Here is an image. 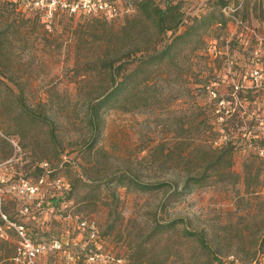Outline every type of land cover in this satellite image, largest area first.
Returning <instances> with one entry per match:
<instances>
[{
    "label": "rangeland",
    "instance_id": "obj_1",
    "mask_svg": "<svg viewBox=\"0 0 264 264\" xmlns=\"http://www.w3.org/2000/svg\"><path fill=\"white\" fill-rule=\"evenodd\" d=\"M36 1L0 0V264H20L15 224L45 245L36 264H264V0H153L188 22L214 9L227 22L140 73L99 133L88 106L111 85L104 62L132 68L171 33L141 0H108L114 17L57 7L50 24ZM119 173L167 184L106 181ZM199 175L205 185L173 195Z\"/></svg>",
    "mask_w": 264,
    "mask_h": 264
},
{
    "label": "trees",
    "instance_id": "obj_2",
    "mask_svg": "<svg viewBox=\"0 0 264 264\" xmlns=\"http://www.w3.org/2000/svg\"><path fill=\"white\" fill-rule=\"evenodd\" d=\"M224 3L222 6H225ZM138 11L147 19L153 20L158 32L161 35L171 33V39L167 41L161 48H153L141 56L132 60L133 67L126 68V62L129 60L112 59L104 62L103 68L109 72L111 77V85L109 88L90 101L88 106L89 123L95 133L101 131L103 123L102 111L105 109L119 108L124 102V94L127 91L137 90L140 82L135 83L140 78V73H144L147 68L160 65L171 57L172 52L180 45L193 42L196 49L204 43L203 34L214 24L225 25L227 22L226 16L221 11L215 9L203 16L192 18L191 21L182 19L180 7L178 4H168L165 7L156 5L153 0H141L137 4ZM130 58V56H127ZM145 85H149L148 77L144 79ZM94 145H91L92 149ZM208 177L199 175L189 178L183 188L178 190L175 188L173 195L190 192L193 186H203L207 183ZM107 182L116 181L123 186L134 187L142 191H150L159 189L167 184V182L144 183L138 181L126 173L115 174L112 177L106 178ZM186 218L180 217L169 221L162 226L163 228H176L178 223H185ZM187 229V228H185ZM187 236L195 237L202 247L212 252L209 243L201 232L186 230ZM224 264V263H220Z\"/></svg>",
    "mask_w": 264,
    "mask_h": 264
},
{
    "label": "built area",
    "instance_id": "obj_3",
    "mask_svg": "<svg viewBox=\"0 0 264 264\" xmlns=\"http://www.w3.org/2000/svg\"><path fill=\"white\" fill-rule=\"evenodd\" d=\"M35 4L41 5L46 10L45 16L49 24L57 7H63L70 13L82 10L86 14L105 13L109 17H114L120 13L118 5L108 0H76L73 2H66L64 0H37ZM42 182L43 179L40 180V184ZM24 192L29 195L37 194L39 192V184L26 183L24 185ZM4 217L6 219V216ZM81 225L84 229L88 228L93 237L98 233V226L95 220H83ZM14 226L19 238L14 260L20 264H36L35 259L44 251L45 245L36 244L28 236L24 225L15 224Z\"/></svg>",
    "mask_w": 264,
    "mask_h": 264
}]
</instances>
